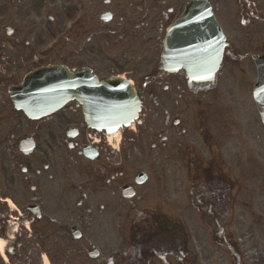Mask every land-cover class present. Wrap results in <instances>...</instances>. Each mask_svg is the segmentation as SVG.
Listing matches in <instances>:
<instances>
[{
	"label": "flooded vegetation",
	"instance_id": "flooded-vegetation-1",
	"mask_svg": "<svg viewBox=\"0 0 264 264\" xmlns=\"http://www.w3.org/2000/svg\"><path fill=\"white\" fill-rule=\"evenodd\" d=\"M188 1L0 0V264H206V230L228 240L238 200L257 196L258 139L226 132L233 122L211 117L210 94L228 69L250 94L264 0H216L234 37L213 87L188 84L183 68L160 61L166 28ZM52 64L98 77L152 74L136 89L155 99L160 91L164 115L148 122L160 106H142L141 122L111 137H88L74 101L27 116L17 106L34 88L29 75Z\"/></svg>",
	"mask_w": 264,
	"mask_h": 264
},
{
	"label": "rangeland",
	"instance_id": "rangeland-1",
	"mask_svg": "<svg viewBox=\"0 0 264 264\" xmlns=\"http://www.w3.org/2000/svg\"><path fill=\"white\" fill-rule=\"evenodd\" d=\"M223 86V84H222ZM234 89V88H233ZM236 90V89H234ZM238 90V91H237ZM236 94H238L240 88L237 86ZM241 94V93H240ZM240 99H243L242 95ZM234 101L238 104L239 99L234 98ZM232 103V101H231ZM233 105V103H232ZM244 109V108H243ZM242 112H239L238 106L233 105V117L236 115L240 119L245 118ZM260 127V125H259ZM259 140L262 141V145L259 146V164H257V171L260 179L264 176V132L260 127ZM258 163V162H257ZM261 185V181L259 182ZM264 198L263 196H257L255 204L252 208L250 203H243L240 218H234L229 224L228 229L232 234L233 240L237 242L238 247L241 250V255L244 264H264ZM255 211L252 213V211ZM262 214V216H261ZM262 218V219H261ZM261 221V225L258 221ZM208 244V245H207ZM210 246V247H208ZM206 264H231L228 255L222 251L218 246L209 244L206 240Z\"/></svg>",
	"mask_w": 264,
	"mask_h": 264
},
{
	"label": "water",
	"instance_id": "water-1",
	"mask_svg": "<svg viewBox=\"0 0 264 264\" xmlns=\"http://www.w3.org/2000/svg\"><path fill=\"white\" fill-rule=\"evenodd\" d=\"M180 22L178 23V25H180ZM175 30H176V27L173 28L174 32ZM195 41L196 40H193L192 43ZM55 83H58V82H55ZM92 84L94 88L96 89V90L94 89V91L97 92L98 90V96H99L98 101L99 100L104 101L105 99L103 97L107 98L111 96V94L108 92L113 91L112 88L115 84H117V82L113 80H108L103 83H98L96 82V80H92ZM54 85L55 84L53 83L51 86L52 89ZM125 89H126V94L122 96L119 107L117 109H112L113 112L109 113L108 111H104L100 109L98 110L94 109L92 111L88 109V106H86V103H87L88 95H91V94L94 95L92 91L85 90L82 92V96L79 97L77 94L75 95V93L77 92L72 88L68 89L66 92H62L60 95H58L59 89L55 88L53 91H51L52 95H56L53 97L51 101V110L56 108L58 104H61L63 100L69 98L70 95H73V96H76L79 99V101L83 103L84 111L86 115L89 116L90 120L96 121L101 118V120L97 122L100 125L108 124L110 122H112L111 123L112 125H116V126H118L119 124H128L131 121V119L135 116V110L137 109L138 102L136 100L133 89L130 88L128 85L127 87H125Z\"/></svg>",
	"mask_w": 264,
	"mask_h": 264
},
{
	"label": "bare ground",
	"instance_id": "bare-ground-1",
	"mask_svg": "<svg viewBox=\"0 0 264 264\" xmlns=\"http://www.w3.org/2000/svg\"><path fill=\"white\" fill-rule=\"evenodd\" d=\"M0 245H1V242H0Z\"/></svg>",
	"mask_w": 264,
	"mask_h": 264
}]
</instances>
